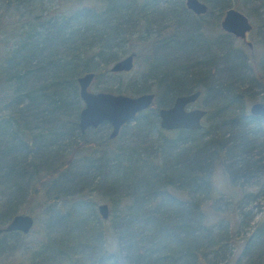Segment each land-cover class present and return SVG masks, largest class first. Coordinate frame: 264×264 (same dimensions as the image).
Segmentation results:
<instances>
[{"label": "trees", "instance_id": "16d2710c", "mask_svg": "<svg viewBox=\"0 0 264 264\" xmlns=\"http://www.w3.org/2000/svg\"><path fill=\"white\" fill-rule=\"evenodd\" d=\"M200 1L203 15L184 0H58L42 14L0 0V226L35 218L0 234V264H264L248 191L264 184V117L248 110L264 102V0ZM228 8L252 20V46L221 29ZM132 52L141 69L105 91L153 103L115 138L107 122L81 132L78 77ZM196 90L203 127L162 129L158 110Z\"/></svg>", "mask_w": 264, "mask_h": 264}, {"label": "water", "instance_id": "95a60500", "mask_svg": "<svg viewBox=\"0 0 264 264\" xmlns=\"http://www.w3.org/2000/svg\"><path fill=\"white\" fill-rule=\"evenodd\" d=\"M186 8L196 15L205 14L207 6L200 0H185ZM221 29L232 36L246 41L252 25L246 14L236 8H228L220 21ZM251 46V42L247 41ZM136 53L132 52L114 62L111 72H130L134 65ZM94 79L93 72H87L78 77L79 95L83 107L78 114V127L81 132L89 128H97L104 122L110 125L108 137L115 138L121 127L134 120L137 114L148 109L155 99L153 93L129 95L109 91H92L90 84ZM201 95L200 90L187 94L177 95L172 105L158 110L159 125L164 130L189 129L199 130L203 127L202 121L206 109L191 107ZM252 116L264 117V102L255 101L248 107ZM98 211L103 219L109 216L108 206L100 204ZM35 223V218L29 213L15 214L9 222L0 226V234L19 232L28 234Z\"/></svg>", "mask_w": 264, "mask_h": 264}, {"label": "rangeland", "instance_id": "374dc122", "mask_svg": "<svg viewBox=\"0 0 264 264\" xmlns=\"http://www.w3.org/2000/svg\"><path fill=\"white\" fill-rule=\"evenodd\" d=\"M58 0H26L24 4L25 10H30L33 14H42L46 13L47 11H52L57 6ZM223 17V16H222ZM250 20V19H249ZM252 25V20H250ZM249 42H251V31L247 35L246 38ZM244 44L247 43L244 40H241ZM252 46V45H251ZM135 47L137 48V45L135 44ZM138 59V58H137ZM134 59V65L133 69L129 72V74H132L134 72H137L141 69L142 61L141 59ZM143 59V57H142ZM121 73L116 72H109L107 76H103L97 79H93V81L90 84V90L92 91H105L107 89L115 88L118 86L119 83H122L120 87H123V83H125L128 79L125 75L121 76ZM137 95V94H136ZM251 104V103H250ZM249 104V105H250ZM191 107H200L202 108V102L200 99H198L195 103L191 105ZM218 175V174H217ZM215 184L218 188L221 187L219 183H222V179L220 177H217V180L215 179ZM248 191H251L255 197L254 201L251 203V209L252 212L255 213V220L258 221L260 218L264 219V184L254 187L252 189H249Z\"/></svg>", "mask_w": 264, "mask_h": 264}, {"label": "flooded vegetation", "instance_id": "af4514ba", "mask_svg": "<svg viewBox=\"0 0 264 264\" xmlns=\"http://www.w3.org/2000/svg\"><path fill=\"white\" fill-rule=\"evenodd\" d=\"M184 3H185V0H184ZM185 6H186V5H185ZM188 10H189V9H188ZM189 11H190V10H189ZM190 12H192V11H190ZM192 13H193V12H192ZM193 14H194V13H193ZM195 15H196V14H195ZM201 15H203V14H201ZM132 69H133V68H132ZM118 73H125V72H118ZM127 73H128V72H127ZM102 124H103V123H102ZM99 126H100V125H99ZM99 126H98V127H99ZM98 127H97V128H98ZM109 132H110V131H109Z\"/></svg>", "mask_w": 264, "mask_h": 264}]
</instances>
